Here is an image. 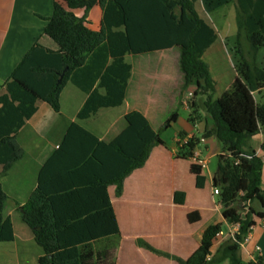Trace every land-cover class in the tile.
<instances>
[{
    "label": "trees",
    "instance_id": "trees-1",
    "mask_svg": "<svg viewBox=\"0 0 264 264\" xmlns=\"http://www.w3.org/2000/svg\"><path fill=\"white\" fill-rule=\"evenodd\" d=\"M199 1L210 5L214 0H54L43 34L56 50L35 43L0 91V178L23 158L16 135L37 112L39 102L58 113L60 94L72 80L87 93L77 114V120L87 121L100 110L123 105L132 72L127 56L175 48L182 77L180 95L195 86L188 121L201 120L194 100L204 98L210 123L205 134L223 148L212 186L218 190L222 216L238 229L213 254L221 225L208 226L186 260L143 241L138 245L177 264H242L241 244L252 220L264 218L263 164L249 147L254 136L264 135V68L254 65L264 47V0H235L236 78L216 99V84L202 57L218 33L196 11ZM95 7L102 12L98 30L86 20ZM77 11L83 12L81 18ZM177 116L173 112L154 131L140 112L132 111L124 116L126 127L110 142L99 140L78 123L68 127L60 149L41 168L36 189L19 208L22 222L42 250L38 264H116L120 231L107 188L114 186L115 196L122 195L124 180L144 167L154 147L163 145L160 134ZM178 138V158L193 160L200 139H187L183 131ZM189 171L195 187L203 189L202 167L192 162ZM6 199L0 188V242L14 239L10 218L2 215ZM184 199L183 192H175L176 204L182 205ZM199 220L197 211L187 214L190 224Z\"/></svg>",
    "mask_w": 264,
    "mask_h": 264
},
{
    "label": "crops",
    "instance_id": "crops-1",
    "mask_svg": "<svg viewBox=\"0 0 264 264\" xmlns=\"http://www.w3.org/2000/svg\"><path fill=\"white\" fill-rule=\"evenodd\" d=\"M53 2L54 0H0V91L35 43L56 50V45L43 34L47 19L53 13ZM76 15L81 18L83 12L77 11ZM101 17L102 12L98 7L89 11L86 20L92 30L99 29ZM217 43L218 38L202 57L209 66L216 90L224 75L213 72V57L219 50L218 52L223 54L221 56L227 58L224 55L226 51L220 50L219 47L215 49ZM174 50L175 48H172L126 57L132 66V72L124 103L128 102L130 105L128 110L115 120L104 123L105 127L98 128L96 124L97 126L92 128H85L83 124L86 121L77 120V114L87 98V93L77 87L72 80L67 82L60 94L58 113L53 112L46 103L37 104V112L16 135V142L25 154L11 166L4 177L0 178V188L7 197L2 215L3 218H10L14 235L13 241L0 242V264H38L42 250L34 242L31 230L22 222L19 208L26 204L36 189L41 168L60 149L66 131L72 123H78L105 142L112 141L126 127V123L122 125V122H125L124 116L132 111L140 112L154 131L160 128L162 124L156 122L157 113L164 106L174 107L176 101L180 100V94L176 93V87L173 86V78L177 83L179 76L177 75L176 79L171 73L174 67L178 74L180 73L179 52L177 49V52ZM153 62L155 68L152 66ZM235 78L234 71V74L230 75L226 90ZM69 85L73 88L70 89ZM194 89L195 86L191 84L184 95L191 94ZM202 100L204 101V98ZM180 108L181 112H176L177 120L166 128L170 132H164V137L160 136L163 145L154 147L144 167L135 170L124 180L122 195L115 196L114 186L107 188L120 231L116 264L122 262V252L126 243L132 245V256L126 258V263L122 264L142 262L177 264L170 258L156 255L140 247L138 241L149 244L159 252L186 260L199 247L202 234L208 226L221 225V233L211 248L213 254L222 243L231 239L238 229L237 225L228 223L222 216L221 205L217 196L213 195L212 185L218 169V156L223 153V148L213 136L205 134V130L210 126L206 114L201 120L191 124L188 121L187 106ZM97 115L87 121L90 124L95 123ZM28 128L29 132L23 138ZM180 131L186 133L187 139L192 137L200 139L197 159L205 163V167L202 168V174L205 176L203 189L195 187V178L189 171L194 161L182 160L177 156ZM263 146L264 135L261 133L249 142L250 149L263 164L262 190H264ZM175 192L185 194L182 205L174 202ZM252 206L256 208L257 205ZM194 211L199 213L200 220L190 224L187 221V214ZM240 256L242 264L256 262L264 264V218H253L249 234L241 244ZM221 264H228V261Z\"/></svg>",
    "mask_w": 264,
    "mask_h": 264
},
{
    "label": "rangeland",
    "instance_id": "rangeland-1",
    "mask_svg": "<svg viewBox=\"0 0 264 264\" xmlns=\"http://www.w3.org/2000/svg\"><path fill=\"white\" fill-rule=\"evenodd\" d=\"M195 9L198 12L199 16L205 19L209 24H211L215 30L218 33V43L217 45L215 44L214 47L217 49H223V51H226L225 56L227 58H230L228 60L226 57H222L223 54L219 53L218 51L215 52V56L213 57V66L214 68L212 69L215 74L218 75H224V78L220 81L215 96L214 98L220 97L227 88V83L230 81V75L234 74L235 71V65L238 63L239 57L237 56L235 52V47H236V33H237V28L235 24V0H214L210 5L209 4H204L203 2L199 1L195 5ZM246 47V46H245ZM213 49V48H211ZM177 52V50H174ZM214 52V50H212ZM171 53V52H170ZM222 55V56H221ZM130 60V59H129ZM215 60L217 63H215ZM254 65L258 68H264V47L260 48L256 58L254 60ZM153 68H155V63H152ZM218 67V68H217ZM155 72H159L158 70H155ZM172 77H176L178 79L177 75L179 76V80L176 81L173 78V86L176 87V93H179V86L181 84V74L177 72L176 67L173 68L172 70ZM221 73V74H220ZM225 83V84H224ZM73 86L69 85V88L71 89ZM188 90V89H187ZM69 91V89L67 90ZM78 94V92H77ZM185 94V93H184ZM180 95V100L176 101L174 107L170 108L169 106H164L160 109V111L157 113V121L158 124H164L167 118L170 117V115L173 112H181V106H187L188 111L190 113V102H192V97L190 95ZM203 98H197L194 100V102L198 105L199 113L201 115V118L205 116L204 112V107H203ZM172 103V102H171ZM75 105V103H74ZM130 103L126 102L124 103L123 106L115 108V109H109V110H101L100 113L96 117L95 123H91L86 121L84 122V127L85 128H92L93 126H97L98 128L100 127H105L103 126L104 123L107 124L108 121H113L116 119V117H119L122 113L126 112L128 110V106ZM40 118V114L38 115V119ZM108 118V119H106ZM198 121H195V123ZM100 125V126H99ZM122 125H125V122H122ZM162 126V125H161ZM90 130V129H89ZM96 130V129H95ZM29 132L26 130L23 134V138L25 134ZM164 132L169 133L170 131H167V129L163 130L160 134H163ZM217 200V199H216ZM131 243H126L125 249L122 252V264L125 262L126 258H130L132 256V251H131ZM126 263V262H125ZM139 264H145V263H139Z\"/></svg>",
    "mask_w": 264,
    "mask_h": 264
},
{
    "label": "built area",
    "instance_id": "built-area-1",
    "mask_svg": "<svg viewBox=\"0 0 264 264\" xmlns=\"http://www.w3.org/2000/svg\"><path fill=\"white\" fill-rule=\"evenodd\" d=\"M197 156H198V151H197V148H196L195 151H194V154H193V161H194V163L200 165L202 168L205 167V163L203 161L198 160ZM213 195H215V196L218 195V190L217 189H213Z\"/></svg>",
    "mask_w": 264,
    "mask_h": 264
},
{
    "label": "water",
    "instance_id": "water-1",
    "mask_svg": "<svg viewBox=\"0 0 264 264\" xmlns=\"http://www.w3.org/2000/svg\"><path fill=\"white\" fill-rule=\"evenodd\" d=\"M66 71H67V69H65V70L60 74V77H59L58 83L61 82V79H62V77H63V75H64V73H65Z\"/></svg>",
    "mask_w": 264,
    "mask_h": 264
}]
</instances>
